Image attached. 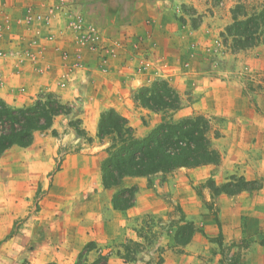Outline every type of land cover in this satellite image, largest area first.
<instances>
[{"label":"crops","instance_id":"crops-1","mask_svg":"<svg viewBox=\"0 0 264 264\" xmlns=\"http://www.w3.org/2000/svg\"><path fill=\"white\" fill-rule=\"evenodd\" d=\"M240 4L264 0H0V99L19 108L52 93L72 107L49 129L35 131L29 146L0 156V264H75L87 245L89 264L99 258L104 264H205L213 246L208 237L219 225L227 242L240 238L243 217L252 223L261 214L264 224V206L251 202L255 195L241 192L232 205L215 207L216 221L193 190L211 177L264 181V45L224 47L212 65L207 57ZM77 21L81 31L72 27ZM155 80L178 92L179 110L152 112L135 101L138 89ZM109 109L137 138L163 117L204 116L220 162L128 176L106 189L101 164L109 140L97 133L100 114ZM77 120L84 136L71 126ZM131 187L133 205L114 209V193ZM180 215L197 230L177 247ZM131 243L145 247L133 260L124 249ZM258 253L252 247L246 259L264 261Z\"/></svg>","mask_w":264,"mask_h":264},{"label":"trees","instance_id":"trees-1","mask_svg":"<svg viewBox=\"0 0 264 264\" xmlns=\"http://www.w3.org/2000/svg\"><path fill=\"white\" fill-rule=\"evenodd\" d=\"M232 23L222 38H230L232 51L264 45V5L257 11L246 13L240 5L232 11ZM135 101L152 112L173 113L181 108L178 92L164 80H155L135 94ZM72 107L52 93L37 96L29 106L11 107L0 99V156L12 146L25 148L32 143L35 131H45L59 115H68ZM77 120L71 123L77 135L84 136ZM209 120L201 115L173 120L163 117L146 136L137 138L127 120L113 109L100 114L97 137L108 139L107 155L101 164L102 184L108 189L120 185L124 177H147L156 173H169L177 168L217 165L220 154L212 147ZM54 134V133H53ZM218 134H214L217 138ZM234 179V178H233ZM253 181L237 177L217 188L212 181L208 187L215 193L234 195L254 190ZM135 188H121L112 197L114 209L127 210L133 205ZM183 221V220H182ZM196 232L191 222L183 221L175 233V242L188 244ZM87 245L84 251L90 250ZM82 254L76 264L81 263Z\"/></svg>","mask_w":264,"mask_h":264},{"label":"rangeland","instance_id":"rangeland-1","mask_svg":"<svg viewBox=\"0 0 264 264\" xmlns=\"http://www.w3.org/2000/svg\"><path fill=\"white\" fill-rule=\"evenodd\" d=\"M240 6H242L244 8V10L246 11V13H251L253 10L257 11L258 9H260V7H262L263 5L260 6H251L249 4L243 5L240 4ZM209 47H211L212 49L207 52L208 55V59L210 64H215L217 61H219V55L221 53V49L224 50L225 48H232V42L230 38H218V39H214V42L212 44L209 45ZM218 50V54H216V51ZM150 85V84H149ZM173 120H177V119H173ZM220 154V153H219ZM220 159H221V155H220ZM220 162V161H219ZM219 164V163H218ZM237 177L236 175H229V176H224L221 180L223 181H218L216 182L212 177L207 179L204 183L200 184V185H196L195 187H193V190L195 191L196 195L199 196V199L201 201V206H205L209 209V212L212 214L211 216H214L216 221H217V213L216 211L212 212L213 209H215V207L218 208L219 207H223V206H227V205H232L233 203H235L233 201V196L241 193H237L234 195H227L224 193H220V194H215L208 186V182L212 181V183L217 187H221L222 185H224L225 183H232L233 185H237L234 184L235 181H237ZM234 178V179H233ZM253 187L255 188L254 190H250V191H242L245 193H249L250 195H255V197H253V199L251 198V202L253 201V204L255 206H264V192H258L259 190H261L264 186V181L263 180H256L252 182ZM207 191L210 196H211V200L209 202H205V200L203 199V192ZM220 195H224L226 196V198L221 199L219 202L215 201L217 199L218 196ZM239 202H237L236 204H239ZM33 210L34 212H37L38 210V206L37 204H33ZM210 215V214H209ZM226 217H231V214H226ZM261 216V214H258L255 216V221L256 222H250L248 223V217H243V226L244 229L241 232V236L238 239V237L233 236L229 241L224 242L223 240V235L221 232V227L219 225L218 229V233L216 232L214 236L212 237H208V240L210 243L213 244V246H209L208 250H207V254H206V259L205 260V264H264L263 260H256L254 262H249L246 258L249 255V249H251L253 247V252H254V256L258 255V251H260V253L264 254V224L259 222L258 217ZM183 215H180L181 221ZM21 222L22 221H16L13 229L11 230V233L7 236V238L12 237L13 234H15L19 227L21 226ZM180 222V221H179ZM183 222V221H182ZM187 222V221H186ZM182 224V223H181ZM179 224H175V232L177 231V228L181 225ZM193 224V223H192ZM194 225V224H193ZM195 227V225H194ZM228 231L231 229V226L227 227ZM195 229L197 230V228L195 227ZM202 232V231H201ZM146 241L147 240H151L150 237H145ZM174 240H175V235H174ZM175 242V241H174ZM175 245L178 246H184V245H180L177 244L175 242ZM31 247H29L30 249ZM124 249L126 250V253L129 257H126V259L131 258L132 260L134 259L135 255L138 252H141L142 250H145V247L140 245V244H128L126 246H124ZM80 254H82V258H81V263H85V264H89L86 262V256H85V251L81 252ZM260 254V255H263ZM78 261V259H77ZM76 261V263H77ZM75 263V264H76ZM92 264H104V259L103 258H99L96 262L92 263Z\"/></svg>","mask_w":264,"mask_h":264},{"label":"built area","instance_id":"built-area-1","mask_svg":"<svg viewBox=\"0 0 264 264\" xmlns=\"http://www.w3.org/2000/svg\"><path fill=\"white\" fill-rule=\"evenodd\" d=\"M29 17H27V20H28ZM72 27L75 29V30H78V31H81L82 29V22L81 21H77L75 24L72 25Z\"/></svg>","mask_w":264,"mask_h":264}]
</instances>
